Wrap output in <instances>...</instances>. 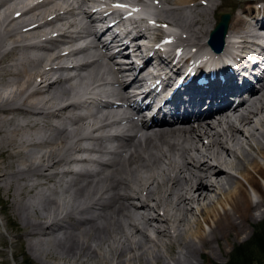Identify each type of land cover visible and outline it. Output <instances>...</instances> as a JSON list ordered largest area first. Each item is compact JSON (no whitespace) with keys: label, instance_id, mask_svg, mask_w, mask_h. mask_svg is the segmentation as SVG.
<instances>
[{"label":"bare ground","instance_id":"obj_1","mask_svg":"<svg viewBox=\"0 0 264 264\" xmlns=\"http://www.w3.org/2000/svg\"><path fill=\"white\" fill-rule=\"evenodd\" d=\"M158 3L165 6L156 17L158 22L168 23L185 34V38L181 35L177 38L184 46L206 47L205 41L216 25L213 22L216 9L213 0H158ZM42 12L47 17L53 13L61 16V13L70 14L71 9L66 1L63 4L54 2ZM259 14L264 18V11ZM256 15L259 17L246 3L238 8L233 17L231 15L223 53L231 46V39L239 37L243 49L240 50L241 56L246 58L244 61L256 59L257 65L264 60V55L250 50L254 40L264 44L262 22L257 20ZM83 25L82 22L76 24L70 21L64 32ZM51 29V23H45L16 37L17 34L12 33L14 29L10 28L7 33L11 42L0 41V54H7L4 58H12L5 66H1L0 61V72L4 71L2 77L8 78V82L3 83L9 86L15 82L17 86L14 94L8 89L0 90V211L5 216L6 225L12 223L15 228L16 233L11 235L16 244L25 246L33 260L39 246H43L42 254L50 249V254L56 252V255L50 256L52 259L57 256L56 260L65 257L79 259L90 255L105 259L109 264L111 258L100 252L103 243L110 247L112 258L116 256L120 264H125L124 257L134 249V245L143 247L132 237L137 235L143 241L154 244L157 239L152 238L154 232L159 233L158 237L162 239L176 230L177 219L168 209L172 207L173 199L180 210H192L191 205L195 201H209V193L213 192L218 197L215 196L203 207V224L197 222L195 229L190 228V235L198 241L182 243L185 255L175 256L174 261L175 264H212L218 251L219 255L225 256L226 248L248 233L257 216H264V87L261 91L254 90L248 99L236 104L222 101L217 112L206 113L202 120L184 126L159 129L150 126L138 136V124L130 122L124 131L133 134L120 136L127 139L112 148L108 144V136H105L107 131L102 130L104 126L87 131L83 127L85 118L75 110L82 101L80 92L96 81L101 82L98 89L102 90V97L123 101L124 88L114 87L123 81H119L116 72L109 71L104 77L98 65L94 62L79 63V58H76V71L87 70V73L79 74L77 79L89 77L92 81L76 92V82L64 88V81L73 79L67 73L57 74L51 67L49 71L42 69L32 73L42 62L49 66L52 61L60 60L55 49L42 55L23 44L30 35L37 36ZM133 32L126 33L125 37H136L138 31ZM142 38L149 39L146 34ZM117 43L127 44V41L118 39L114 45ZM124 44L115 48L119 49ZM6 45L9 48L4 53L2 48ZM25 50L18 57L11 53ZM125 51L126 48L118 51V55ZM261 52L264 54V49ZM134 56L148 58L146 50L139 46ZM153 61L155 58L146 59L145 68ZM134 70L135 64L131 61L128 71ZM52 73L57 75L50 81ZM139 75H133L135 83L140 81ZM37 78L41 80L39 83H35ZM105 80L110 84L109 90L104 89ZM245 88L248 89V86ZM49 97L53 100L50 105L53 116L39 105V102H46L42 101L43 98ZM19 101L20 105L16 106ZM26 103H30V109ZM197 105L201 107V101ZM90 119L93 123L102 122L97 116ZM95 132L98 136L92 137ZM57 144L60 149L64 145V149L51 153V148ZM38 148L47 150L38 159L36 156L31 158L28 155L30 150ZM5 152H8L9 163L14 161L13 164L5 162ZM81 152L85 154L76 157ZM42 209L51 213L46 221L39 220ZM91 210H97L98 215L91 219L79 217ZM159 220L161 224H155ZM73 221L75 223H71L69 231L57 235V228L62 223ZM204 224L210 227L209 233L205 232ZM2 225L5 223L0 217ZM127 229L132 230L134 235ZM28 237H33V240L28 241ZM123 240L128 243L126 247L122 246ZM7 244L3 240L1 246ZM38 255L40 258V253ZM42 258L46 260L47 256ZM199 258H205L206 262L195 263L194 260ZM154 262L165 264L159 259Z\"/></svg>","mask_w":264,"mask_h":264},{"label":"rangeland","instance_id":"obj_2","mask_svg":"<svg viewBox=\"0 0 264 264\" xmlns=\"http://www.w3.org/2000/svg\"><path fill=\"white\" fill-rule=\"evenodd\" d=\"M128 1H135V0H128ZM136 1H138V2L144 1V3L148 4L146 2L147 0L146 1L145 0H140V1L136 0ZM213 2L216 4V9L213 12V22L218 23L219 16L221 14L228 13L229 15H232V17H233L234 13L238 10V8L241 5H243L244 3H247V0H213ZM152 3H153V5H155V3L158 4V5H156L157 8H160L162 6L160 3H158V0L149 1V4H152ZM163 8H165V6ZM8 10H10V11L8 12ZM14 10L15 9L9 7L7 10L4 9L3 11L6 12L7 14H10V17H11V14H12V12H14ZM3 11H1V12H3ZM1 12H0V15H2L4 13V12L3 13H1ZM33 13H31V11H29L28 13L16 18V20H14L12 22V24L13 23L15 24L13 27H12L11 22L4 23V20H5V19H3L4 17H1L2 19L1 18L0 19L3 22L0 20V38L2 37L1 38L2 40H0V41H5L6 44H9V42H11V39L8 36L9 33H7L8 30H10V28L14 29L12 33L13 34L15 33V36L17 34L16 37L21 36V35H25V34L31 32V30L26 31V30H23V29L29 28L33 22L36 23L35 20H37L38 16L35 15L36 14L35 12H33ZM46 27L47 26H45V28ZM49 27H47V28H49ZM5 28L7 29V31H6ZM42 29H44V28H42ZM5 31H6V34L4 35ZM181 35L185 36V34H181ZM7 48H9L8 45H6L4 48H2L3 51L5 50L4 53L8 52V51H6ZM26 51L27 50H25L24 52L15 51V52H11V53L18 57V56H21ZM5 55H7V54H0V61H2L1 66H5L4 64L8 63L10 61V59H12L9 56L4 58ZM69 58L71 59V61H74L77 57L73 56V57H69ZM45 64L46 63L42 62L40 66L37 65L39 67L34 69L32 71V73H36V72L41 71L43 69L42 68L43 66L46 67ZM50 66H51V68H55L57 66V63L56 64L55 63H50ZM56 72H58L57 74H59V71H56ZM60 73H62V72H60ZM0 74H1V78H2V81L0 82V84H1L0 90H3V87H2L4 85L3 82H5V83L8 82V78L7 77H2L3 74H4V71L0 72ZM57 74H55V76ZM64 74H66V73H62V75H64ZM67 74H68V72H67ZM52 76H54L53 73H52ZM68 76H70V75H68ZM88 78H85V79L84 78H79V79H76V81L72 82V83L76 82L78 84V87L76 88L77 90H75V92L78 91V90H81L84 87H86L92 81V80H90L91 78H89V79ZM86 81H90V82L83 83V82H86ZM69 82H71V80H69V79L64 81V88H68L72 84V83H69ZM11 84H12L13 87L17 88L15 82H13ZM65 84H66V86H65ZM11 92L14 94L16 91L15 90L14 91L11 90ZM42 101H46L47 103L46 102H39V105L43 106L41 108L46 109L45 111L49 110V112H51V116H53V113H52L51 108H50V105L53 102V100H51L50 97H49V98H43ZM59 103H60V101H59ZM59 103H57V104H59ZM17 104L18 105H16V106H19L20 105V101ZM26 104H27V108L30 109V103L29 104L26 103ZM18 117L19 118L21 117V119H22L21 115H19ZM59 143L60 142H58V144ZM58 144L54 148H51V153L60 152V151H62L64 149V145H62L63 148L60 149L58 147ZM34 150H30L28 155L31 158L36 156V158L38 159L40 156L44 155L43 153L46 152L47 148H42V149L38 148L35 151ZM51 153H49V154H51ZM83 153L85 154V152H83ZM83 153L81 152V153L77 154L76 157H80V154L83 155ZM3 154H4L5 158H7V159H5V162L8 165L14 163V161L12 163H9L8 152H5ZM209 194H210L209 201H195L191 205V207H192L191 209L192 210H188V209L180 210L181 208L177 207V205L175 203V200L173 199L172 203H171L172 207H169L168 209H170L171 215L174 217V219H177V224H176L177 228H176V230H173V232L170 233L172 236L170 235L169 237H164V238L161 239L160 237H158L159 233H155L154 232L152 234V238H154V239L157 238V239H156V243L151 244L148 241H143L140 237L135 235V237H132V238L135 239V242L137 244H138V242H140V244L142 243L141 245H143V247L141 246V248H140L137 245L133 244L135 246L134 249L130 250L128 253H126V257H124L125 264H148L146 262H149V263L153 262L151 264H158L157 262H154L156 259L162 260V262H164L165 264H175V261H174V257L175 256L183 257L185 255L184 254L185 251L182 248V243H184V242H193V240L196 239L195 237L190 235V228L192 227L193 229H195L197 227V222H201L203 224L204 221H203L202 214H201V211H202L203 207L206 204L208 205L209 202L211 200H213V198L215 196L218 197L213 192H210ZM0 210H1V206H0ZM49 215H51V213H49L46 210L42 209L41 218L39 220L40 221H46ZM0 217L3 219V221L5 223V225L0 226V231L2 232L0 240L3 239L4 241H6L8 243L7 246H3V245L1 246V243H2L3 240L0 241V250H3V254L2 255L0 254V262L2 261L0 264H26L25 263L26 262V258H29L30 263L32 262L31 264H48V262L46 260L50 261L51 264H53V263H56V264H108L105 259L104 260L100 259V258H98V256H97V258H95V256H90V255H87L85 257L83 255V256L79 257L80 260L79 259H70V258L67 259L66 257L64 259L59 258V260L58 259L56 260L55 258H57L58 256L52 259V258H50V256L51 255H56L55 254L56 252L53 253V254H50L51 253V249H50V251H48L47 253L42 254L43 253V246H39V248H38V254L39 253H40V255L42 254L41 257L39 258V255L36 254L35 256H33L34 259H35V260H33L31 254L28 252V250L25 249V246H21L19 244H16L17 242L15 241L13 236L11 235V234H15L16 233L15 232V228H14L12 223H10L11 224L10 226L6 225L5 216L1 215V211H0ZM155 224L160 225L161 224L160 220H159V222L158 221L155 222ZM204 230H205L206 233H209L210 227L208 225L204 224ZM127 231L131 235L133 234L132 230L130 231L129 229H127ZM253 235H254L255 238L253 237ZM27 240L28 241H32L33 237H28ZM196 240L198 241V239H196ZM250 242H252V245L248 246L247 244L250 243ZM92 245L95 246V244L93 242H92ZM127 245H128V243L125 242V240H123L122 246L126 247ZM240 246H244L242 251L240 249L237 250V248L238 247L240 248ZM215 247H216V250H217L218 246L215 245ZM109 249H110V247H108L107 244H103L102 243L100 252L102 253V255L103 254H108V256L111 258L109 264H120V262L117 260L116 256H114L115 259L112 258V251H110ZM263 250H264V216H257L256 223H254L249 228L248 233L243 235L241 237V239L237 243H235L232 246H228L226 248L225 256L224 255L223 256L219 255L220 253L217 250L218 252L215 254V261L212 264H229V262L233 263L231 261L241 260V259H244L245 257H246V261H245L246 264H250V263L251 264H264V252H263ZM57 255H60V254H57ZM135 255H136V257H135ZM42 256H44V258L47 256L46 260L43 259ZM148 259H149V261H148ZM194 261H195V263L196 262L203 263V261L206 262L205 258L204 259L203 258H199V260L197 259V260H194Z\"/></svg>","mask_w":264,"mask_h":264},{"label":"water","instance_id":"obj_3","mask_svg":"<svg viewBox=\"0 0 264 264\" xmlns=\"http://www.w3.org/2000/svg\"><path fill=\"white\" fill-rule=\"evenodd\" d=\"M228 21H229L228 15H224L221 17L220 22L217 24V26L215 27V29L213 30L211 34L212 35L211 36L212 46H214V44L217 42L220 46L219 49L222 48L224 37L228 29Z\"/></svg>","mask_w":264,"mask_h":264},{"label":"trees","instance_id":"obj_4","mask_svg":"<svg viewBox=\"0 0 264 264\" xmlns=\"http://www.w3.org/2000/svg\"><path fill=\"white\" fill-rule=\"evenodd\" d=\"M253 237H254V236H253ZM253 237H252V238H253ZM254 238H255V237H254ZM261 239H262V238H261ZM247 245H248V246H251V245H252V242L248 243ZM243 248H244V246H240V248L238 247L237 250L240 249V250L242 251ZM263 252H264V250H263ZM250 260H251V259H250ZM245 261H246V257H245L244 259L237 260V261H231V262H233L234 264H246ZM233 263H230V262H229V264H233ZM250 264H251V263H250Z\"/></svg>","mask_w":264,"mask_h":264},{"label":"snow or ice","instance_id":"obj_5","mask_svg":"<svg viewBox=\"0 0 264 264\" xmlns=\"http://www.w3.org/2000/svg\"><path fill=\"white\" fill-rule=\"evenodd\" d=\"M116 7H126V5L117 4Z\"/></svg>","mask_w":264,"mask_h":264}]
</instances>
